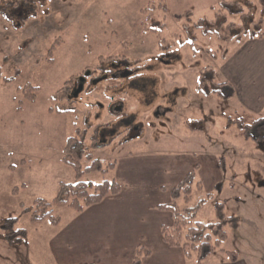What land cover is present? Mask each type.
I'll list each match as a JSON object with an SVG mask.
<instances>
[{"label":"rangeland","instance_id":"1","mask_svg":"<svg viewBox=\"0 0 264 264\" xmlns=\"http://www.w3.org/2000/svg\"><path fill=\"white\" fill-rule=\"evenodd\" d=\"M15 9L12 22L0 16V73L13 77L0 81V264H131L140 248L151 251L143 264H264V137L245 138L239 126L264 119V107L196 89L206 67L225 81V62L249 33H264V0H20ZM120 59L141 76L136 88L111 76ZM69 80V95L59 92ZM115 99L123 108L110 118ZM77 132L82 169L102 167L81 181H115L120 193L80 212L52 204L56 225L31 221L35 200L51 202L60 183L76 182L62 158ZM190 172V200L175 203L203 200L192 225L216 222V203L236 223L203 262L162 241L172 214L153 208ZM8 218L25 245L4 239Z\"/></svg>","mask_w":264,"mask_h":264},{"label":"trees","instance_id":"2","mask_svg":"<svg viewBox=\"0 0 264 264\" xmlns=\"http://www.w3.org/2000/svg\"><path fill=\"white\" fill-rule=\"evenodd\" d=\"M20 0H0V16L6 21L12 22L13 15L10 9L18 7ZM25 16L24 19H27ZM233 24H229L231 27ZM197 29H203V34L208 31V26H205V21L200 20L196 23ZM264 33H249V39L261 38ZM18 71L15 70L14 75ZM13 77L2 78L0 73V81L9 82ZM71 80L66 81L64 86L58 91H64L69 95L68 84ZM196 89L204 96L216 95L223 100H229L235 95L234 87L227 81L216 82L214 73L208 70V67L203 68L197 79ZM35 88L26 85L23 88L24 95L28 100L34 101ZM56 99V96H53ZM50 111L52 109L50 108ZM245 138H252L259 142L264 137V119H258L252 124L247 125L239 122ZM77 132L76 136L70 137L66 141L63 149V162L73 168L75 172L76 182L74 183H60L58 192L51 202L43 199L34 201V208L31 211L30 219L33 222H39L48 219L53 225L59 223L60 219L52 215V204H65L68 207L80 212L85 207L100 203L108 195H116L121 191V187L115 181H103L101 183H91L81 181L85 172L102 171V167L96 160L90 166L82 169L80 161L84 157V144L82 135ZM92 147H101V145H92ZM90 158L89 155L86 156ZM194 172L188 173L182 181L171 190L172 200L168 203L158 205L157 208L164 211H169L172 214V222L169 226H161V239L170 247H181L187 257L195 256L197 262H203L214 251V247L218 246L222 241L227 238L226 227H234L236 225L233 217H228L223 213V205L220 203L215 204V212L217 221L209 224H202L195 222L192 225V219L196 216V211L200 208L203 200H198L197 205L194 207H184L180 209L175 199L183 195L185 202H188L191 197V185L193 184ZM198 187L200 183L197 182ZM27 211V209L25 210ZM15 218H8L2 222L4 229V239L13 246H21L26 244V233L22 229H15ZM141 251L138 250V256L132 261L131 264H141ZM149 254V250L145 251ZM231 261H236V256L232 252H227Z\"/></svg>","mask_w":264,"mask_h":264},{"label":"crops","instance_id":"3","mask_svg":"<svg viewBox=\"0 0 264 264\" xmlns=\"http://www.w3.org/2000/svg\"><path fill=\"white\" fill-rule=\"evenodd\" d=\"M222 72L225 75V81L235 89V95L232 98L238 97L241 104L252 110H262L264 107V35L261 38L249 39L237 54L225 62ZM118 194L108 196L113 197ZM148 250L149 254L140 257H151V251ZM177 250L180 257L181 255L187 257L182 248ZM143 262L144 259L141 260V264Z\"/></svg>","mask_w":264,"mask_h":264},{"label":"flooded vegetation","instance_id":"4","mask_svg":"<svg viewBox=\"0 0 264 264\" xmlns=\"http://www.w3.org/2000/svg\"><path fill=\"white\" fill-rule=\"evenodd\" d=\"M111 76L113 78H119V79H128L129 82L127 84L126 87L128 88H136L137 83H138V79L141 77L137 76V74L129 69V63H127V61L120 59L118 61H115L113 64H111ZM91 76V73L88 74V77ZM143 78V77H142ZM95 81L94 78L90 77V83H93ZM143 89L145 88V85L143 84ZM114 102L110 103L107 107H106V112L111 115L109 116L110 118H113L115 116H118V114L121 113L122 108H123V102L120 99H115L113 100ZM160 108L158 109L157 114L160 113ZM125 122L129 123V120H125ZM135 126H131V128H134ZM134 129H138V127H135ZM112 132H117V130H114ZM123 141V140H122ZM126 141V140H125ZM100 145V144H99Z\"/></svg>","mask_w":264,"mask_h":264}]
</instances>
